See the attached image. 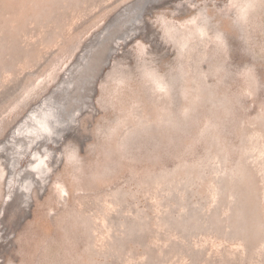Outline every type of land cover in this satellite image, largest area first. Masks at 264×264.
<instances>
[{
	"label": "rangeland",
	"instance_id": "obj_1",
	"mask_svg": "<svg viewBox=\"0 0 264 264\" xmlns=\"http://www.w3.org/2000/svg\"><path fill=\"white\" fill-rule=\"evenodd\" d=\"M144 1L0 0V264H264V0Z\"/></svg>",
	"mask_w": 264,
	"mask_h": 264
},
{
	"label": "clouds",
	"instance_id": "obj_2",
	"mask_svg": "<svg viewBox=\"0 0 264 264\" xmlns=\"http://www.w3.org/2000/svg\"><path fill=\"white\" fill-rule=\"evenodd\" d=\"M228 3L230 4L229 13L232 14L233 18L241 22H246L247 16L253 10L251 0H228ZM185 22H187L189 27H206V24L204 22V15L198 11H195L191 16H188L184 18L183 20L176 22L175 26L178 29L182 30V26L184 25ZM151 23L159 29L160 28V14H155L151 18ZM221 37L223 38L222 33H221ZM133 49H134V46H133ZM134 54H135L137 61L141 59L138 53L135 51V49H134ZM148 55L149 54L147 52V47H145L143 58H147ZM243 69L244 68H242L241 71H243ZM149 71H155V70L149 69ZM112 73H113V67L107 73L104 81H102L100 85L107 84L113 90L118 91L119 88L121 87V81L119 77H113ZM74 159L76 160L80 159L79 148L77 145H74L71 142H69L68 144H65L64 146V160L65 162H70Z\"/></svg>",
	"mask_w": 264,
	"mask_h": 264
},
{
	"label": "water",
	"instance_id": "obj_3",
	"mask_svg": "<svg viewBox=\"0 0 264 264\" xmlns=\"http://www.w3.org/2000/svg\"><path fill=\"white\" fill-rule=\"evenodd\" d=\"M148 0H145L144 4L147 2ZM143 4V6H144ZM143 9V8H142ZM118 23V21H113L111 22L106 28V34L105 36L99 40L97 42V45L95 46L96 49H99L102 47V45L104 43H107L109 41H116V40H123L124 37L123 35H120L118 34V30H113L112 28H117L119 27L120 25H116ZM94 48V49H95ZM113 51V47L112 46H109L107 48V53L104 55V54H92L91 52L87 55L86 59H85V62L83 63V67L82 69L79 71L76 79L73 81V85H76V88H77V85L79 83V81H87V82H91L92 78L94 77V74L96 72V66H97V62L99 63H105L107 61V59L109 58V55L110 53ZM88 83V84H89ZM88 84H84L83 86V89L84 91L87 90V85ZM76 88L71 91L70 95L74 94L76 92ZM71 107V104L69 102H66L65 105H64V109L63 111H65L66 108H69Z\"/></svg>",
	"mask_w": 264,
	"mask_h": 264
},
{
	"label": "bare ground",
	"instance_id": "obj_4",
	"mask_svg": "<svg viewBox=\"0 0 264 264\" xmlns=\"http://www.w3.org/2000/svg\"><path fill=\"white\" fill-rule=\"evenodd\" d=\"M151 1V0H150ZM156 1V0H155ZM145 2V1H144ZM144 4V3H143ZM143 4H142V6H140L141 8L140 9H142L143 8ZM116 25H120V24H116ZM108 28V27H107ZM106 30L107 29H105L103 32H102V34H100L99 36H98V38L95 40V42L92 44V46H91V48H92V50L95 48V46L97 45V42L99 41V40H101L104 36H105V34L107 33L106 32ZM184 30V29H183ZM204 31V30H203ZM178 32V31H177ZM204 36V35H203ZM206 36V35H205ZM188 45V44H187ZM183 46V45H182ZM91 50V51H92ZM182 50V49H181ZM184 50V49H183ZM182 50V51H183ZM90 51V52H91ZM181 51V52H182ZM89 52V53H90ZM182 54V53H181ZM85 59H86V57H84V62H85ZM79 73V72H78ZM78 75V74H77ZM77 75H76V77H77ZM76 77H75V79H76ZM74 79V80H75ZM156 80H158V79H156ZM159 81V80H158ZM73 82H71V84H72ZM89 82H85V81H79V83H78V85H77V89H76V92L74 93V94H72V95H70V93H71V90L69 91V95H68V99L66 100V102H69V103H74L73 105H75L76 106V101H82L83 99H84V93H85V91H84V89H83V86H84V84H88ZM73 85V84H72ZM65 102V103H66ZM45 106H46V108L48 107V103H47V101H46V104H45ZM73 107V106H71V107H69V108H66L65 109V112H71V110L72 109H75L76 110V108L78 107V106H76V107ZM45 109H43V111H42V113L40 114V115H38L37 116V119H38V122L40 123V122H42V120H41V118H40V116L41 115H43V114H45V111H44ZM64 121V120H63ZM40 126H44V125H40ZM52 128H54V131H57V128H55V127H52ZM37 162L35 163V164H31L30 165V170L32 171V172H34V173H36V174H38V171H36L37 170V168H39V166H38V164L39 163H43V157L42 156H39V159H37L36 160Z\"/></svg>",
	"mask_w": 264,
	"mask_h": 264
},
{
	"label": "trees",
	"instance_id": "obj_5",
	"mask_svg": "<svg viewBox=\"0 0 264 264\" xmlns=\"http://www.w3.org/2000/svg\"><path fill=\"white\" fill-rule=\"evenodd\" d=\"M203 157H204V155H203Z\"/></svg>",
	"mask_w": 264,
	"mask_h": 264
}]
</instances>
